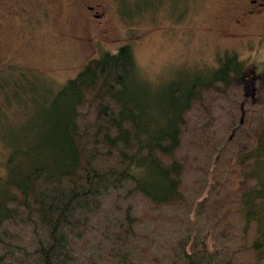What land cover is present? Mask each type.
Wrapping results in <instances>:
<instances>
[{"label":"trees","instance_id":"obj_1","mask_svg":"<svg viewBox=\"0 0 264 264\" xmlns=\"http://www.w3.org/2000/svg\"><path fill=\"white\" fill-rule=\"evenodd\" d=\"M133 66L128 44L89 59L53 94L44 143L8 150L25 164L0 177V264H264V74L226 54L168 85L158 126L127 96Z\"/></svg>","mask_w":264,"mask_h":264},{"label":"rangeland","instance_id":"obj_2","mask_svg":"<svg viewBox=\"0 0 264 264\" xmlns=\"http://www.w3.org/2000/svg\"><path fill=\"white\" fill-rule=\"evenodd\" d=\"M94 17L80 0H0V177L5 179L23 162L14 147L45 139L51 98L91 58L128 44L134 66L127 96L144 103L158 126L171 82L182 84L192 73L205 74L220 57L235 53L264 73V17L235 23L243 0H92ZM243 94L255 95L254 74L243 81ZM145 93H144V92ZM139 92H142L140 94ZM166 99V98H165ZM41 140V141H40ZM43 155L57 157L52 149ZM254 174L264 196V148L255 153ZM23 158V159H22ZM16 160V161H15ZM19 166V165H18ZM147 180H155L144 172ZM264 232V203L259 206ZM264 237V235H263Z\"/></svg>","mask_w":264,"mask_h":264},{"label":"flooded vegetation","instance_id":"obj_3","mask_svg":"<svg viewBox=\"0 0 264 264\" xmlns=\"http://www.w3.org/2000/svg\"><path fill=\"white\" fill-rule=\"evenodd\" d=\"M87 11L92 12L94 17H100L97 11H94L99 6L98 3H93L92 0H80ZM96 6V7H95ZM264 17V0H243V8L240 10L237 17H235L236 24H242L247 18H263Z\"/></svg>","mask_w":264,"mask_h":264}]
</instances>
